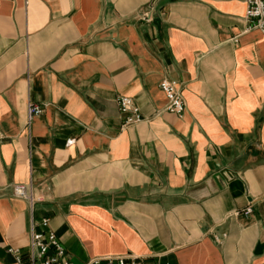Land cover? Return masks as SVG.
I'll list each match as a JSON object with an SVG mask.
<instances>
[{
    "label": "crops",
    "instance_id": "crops-1",
    "mask_svg": "<svg viewBox=\"0 0 264 264\" xmlns=\"http://www.w3.org/2000/svg\"><path fill=\"white\" fill-rule=\"evenodd\" d=\"M245 1L0 0V264L42 218L73 264H264V40Z\"/></svg>",
    "mask_w": 264,
    "mask_h": 264
},
{
    "label": "built area",
    "instance_id": "built-area-1",
    "mask_svg": "<svg viewBox=\"0 0 264 264\" xmlns=\"http://www.w3.org/2000/svg\"><path fill=\"white\" fill-rule=\"evenodd\" d=\"M141 19L150 21L151 13L144 12ZM244 18L249 23L250 28L260 32L264 40V0H246ZM160 89L166 97V110L175 114H181L184 110V102L179 90L178 83L173 80H163L160 83ZM117 106L121 113H127L126 124H131L141 120V116L132 100L122 96L117 98ZM42 109L37 104L28 106V121L39 116ZM73 140H67L69 145ZM13 193L16 197L24 198L33 204L36 199L30 192V187L22 184L13 186ZM250 209L244 210V214H249ZM40 230L32 229L29 236L27 250L21 253L18 249L8 248V252L14 257L17 264H73L65 249L60 244L55 234L49 229V220L42 218L38 223ZM100 260L95 259L86 264H99ZM110 263V260L107 261ZM116 264H142V262L133 257H118Z\"/></svg>",
    "mask_w": 264,
    "mask_h": 264
}]
</instances>
